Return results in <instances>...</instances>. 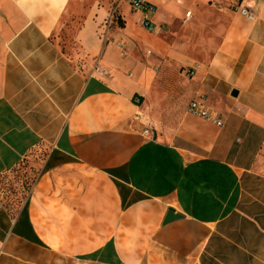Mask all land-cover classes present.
I'll list each match as a JSON object with an SVG mask.
<instances>
[{
	"label": "crops",
	"instance_id": "crops-1",
	"mask_svg": "<svg viewBox=\"0 0 264 264\" xmlns=\"http://www.w3.org/2000/svg\"><path fill=\"white\" fill-rule=\"evenodd\" d=\"M147 1L155 32L124 1L110 21L116 0H0V247L264 264V0ZM184 16L187 34H159ZM199 96L220 126L188 112ZM26 164L18 206L5 176Z\"/></svg>",
	"mask_w": 264,
	"mask_h": 264
},
{
	"label": "rangeland",
	"instance_id": "rangeland-1",
	"mask_svg": "<svg viewBox=\"0 0 264 264\" xmlns=\"http://www.w3.org/2000/svg\"><path fill=\"white\" fill-rule=\"evenodd\" d=\"M116 16L117 15L115 13L113 18L114 21L116 20ZM202 16L204 19H206L207 17L205 14H203ZM190 19L184 16L182 20L171 26L167 24H163L161 25L162 32H160L159 34L167 37H172L175 35V32L178 33L180 30L182 34L185 35L187 33L184 27H186L185 24L188 23ZM212 19L210 20L212 21ZM217 19L219 18L215 16V20ZM76 21L79 22L80 21L79 18L76 19ZM68 25L70 27V24ZM71 30L69 28L67 29L62 28L61 30H58L55 34V39L60 45L62 51L68 54H71V47L73 46L72 35L70 34ZM211 31H212L211 29L205 30L201 35H199L200 37L196 35L192 40L196 39L194 43L198 44V46L202 45V41L204 37L212 38V40L216 42L218 36L216 34L214 36H210ZM179 68L181 69L183 68L184 70L189 68V66H179ZM181 78L184 80L187 79L186 76L185 77L183 76ZM36 174L37 171L32 166H29L27 164L20 166V168L16 172L10 173L5 176L8 177V182L6 183V187L4 191L8 193V196H12L13 200L19 201L20 199H25L26 193L28 192V189L31 185L30 183L33 182ZM22 252L24 253V256H22L21 254ZM26 255H28L29 258H25ZM27 260L30 263H28ZM0 264H94V263L85 262L83 260L75 259L72 257L53 255L45 250L24 248L19 244L11 242L10 244H6L4 247H0Z\"/></svg>",
	"mask_w": 264,
	"mask_h": 264
},
{
	"label": "built area",
	"instance_id": "built-area-1",
	"mask_svg": "<svg viewBox=\"0 0 264 264\" xmlns=\"http://www.w3.org/2000/svg\"><path fill=\"white\" fill-rule=\"evenodd\" d=\"M121 1H124L127 4H129L132 11L140 12L142 14L140 23L145 29L152 32L158 31L160 29V26L155 25L151 20L152 15L154 14V7L147 0H116L114 8L112 9L110 14V18H109L110 21L113 20L117 7ZM237 10L239 14H241L242 16L246 17L249 20H254L256 18V15L246 6L238 5ZM186 15H187L186 17H189L190 12H187ZM187 72L191 73L190 70H188ZM204 100H205L204 96H199L191 100L188 105V112L199 118L212 121L214 124L220 126L222 124L221 119L217 116L216 113H214L213 111H211L209 108L206 107ZM144 125L145 127L143 129V134L148 136L150 133V126L148 122H146ZM23 202L24 199H20L16 204L20 206Z\"/></svg>",
	"mask_w": 264,
	"mask_h": 264
},
{
	"label": "water",
	"instance_id": "water-1",
	"mask_svg": "<svg viewBox=\"0 0 264 264\" xmlns=\"http://www.w3.org/2000/svg\"><path fill=\"white\" fill-rule=\"evenodd\" d=\"M232 95H236V91H232ZM181 216L174 212L172 208H168L166 215L164 217L163 223H167L169 221H172L174 219L180 218Z\"/></svg>",
	"mask_w": 264,
	"mask_h": 264
},
{
	"label": "bare ground",
	"instance_id": "bare-ground-1",
	"mask_svg": "<svg viewBox=\"0 0 264 264\" xmlns=\"http://www.w3.org/2000/svg\"><path fill=\"white\" fill-rule=\"evenodd\" d=\"M187 16V15H186Z\"/></svg>",
	"mask_w": 264,
	"mask_h": 264
}]
</instances>
